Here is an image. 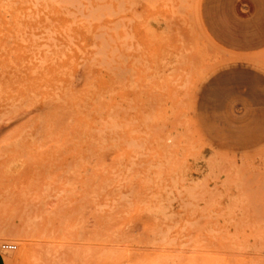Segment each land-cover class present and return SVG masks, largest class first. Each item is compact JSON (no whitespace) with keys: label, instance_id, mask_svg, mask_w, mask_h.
I'll use <instances>...</instances> for the list:
<instances>
[{"label":"rangeland","instance_id":"1","mask_svg":"<svg viewBox=\"0 0 264 264\" xmlns=\"http://www.w3.org/2000/svg\"><path fill=\"white\" fill-rule=\"evenodd\" d=\"M208 4L0 0L6 264H264V33Z\"/></svg>","mask_w":264,"mask_h":264},{"label":"crops","instance_id":"2","mask_svg":"<svg viewBox=\"0 0 264 264\" xmlns=\"http://www.w3.org/2000/svg\"><path fill=\"white\" fill-rule=\"evenodd\" d=\"M248 5L250 13L242 11ZM220 10L208 4L205 14L208 24L225 41H237V33L242 28L251 27L257 32L264 33V0H221ZM235 46V45H234ZM0 264H6V258L0 249Z\"/></svg>","mask_w":264,"mask_h":264},{"label":"built area","instance_id":"3","mask_svg":"<svg viewBox=\"0 0 264 264\" xmlns=\"http://www.w3.org/2000/svg\"><path fill=\"white\" fill-rule=\"evenodd\" d=\"M16 247L17 246L15 244H3L1 246V250H14Z\"/></svg>","mask_w":264,"mask_h":264},{"label":"bare ground","instance_id":"4","mask_svg":"<svg viewBox=\"0 0 264 264\" xmlns=\"http://www.w3.org/2000/svg\"><path fill=\"white\" fill-rule=\"evenodd\" d=\"M180 5V4H179ZM181 9V8H180ZM181 11V10H180ZM179 13V12H178ZM176 26V25H175ZM170 29V28H169ZM148 30V29H147ZM187 44V43H186ZM159 54V53H158ZM181 56V55H180ZM165 61V60H164ZM170 72V71H169ZM172 111V110H171ZM0 235H1V233H0ZM3 235V234H2Z\"/></svg>","mask_w":264,"mask_h":264}]
</instances>
